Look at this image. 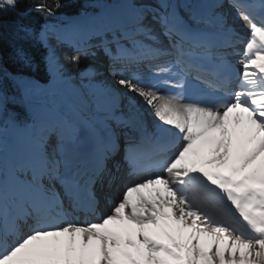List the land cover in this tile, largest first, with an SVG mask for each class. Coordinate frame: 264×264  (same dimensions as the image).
I'll list each match as a JSON object with an SVG mask.
<instances>
[{
  "label": "snow or ice",
  "instance_id": "snow-or-ice-1",
  "mask_svg": "<svg viewBox=\"0 0 264 264\" xmlns=\"http://www.w3.org/2000/svg\"><path fill=\"white\" fill-rule=\"evenodd\" d=\"M24 2L0 0V51L11 26L17 69L0 56V264H264V0H198L200 12L124 0L107 23L103 9L61 19V0H31L39 28L7 19L27 16ZM53 40L76 68L103 50L124 91L87 68L73 109L34 110L45 86L25 74L39 70L32 48L46 49L48 87L68 82ZM6 127L30 144L10 164Z\"/></svg>",
  "mask_w": 264,
  "mask_h": 264
},
{
  "label": "bare ground",
  "instance_id": "bare-ground-1",
  "mask_svg": "<svg viewBox=\"0 0 264 264\" xmlns=\"http://www.w3.org/2000/svg\"><path fill=\"white\" fill-rule=\"evenodd\" d=\"M191 5H194L199 10H202L201 5L198 0H191ZM104 22H111L121 19L126 14V6L124 4H118L114 8L107 9L104 11ZM98 42V41H96ZM58 55L60 62L64 64L66 70V76L68 77L67 83H60L53 87L45 86L43 91L37 92L32 100L31 106L37 112L44 113L46 115H54L57 110L64 109L69 111L78 104V97L76 90L79 89L83 91L81 79L79 73L81 70L87 68H94L99 75L94 77L96 82H105L111 86H114L121 91L124 89L116 83L119 79L117 76H113L107 68H109L110 62L107 61V57L104 55L92 56H80L78 68L73 67L72 64L67 63L65 57H68V53L65 51L64 45H57ZM96 49H94L95 51ZM74 53L72 56H74ZM71 56V57H72ZM106 68V69H105ZM12 140L9 146H6L5 157L6 163H11L14 159L19 158L26 154L30 148L29 139L26 133L21 136L17 132H12ZM153 189L144 190L141 194L149 197V194H154ZM149 193V194H148ZM133 193L130 198L133 203L137 202L138 195Z\"/></svg>",
  "mask_w": 264,
  "mask_h": 264
},
{
  "label": "trees",
  "instance_id": "trees-1",
  "mask_svg": "<svg viewBox=\"0 0 264 264\" xmlns=\"http://www.w3.org/2000/svg\"><path fill=\"white\" fill-rule=\"evenodd\" d=\"M113 2V0H91L90 4H86L85 0H61L63 7L56 11V17H72L79 15L81 9L83 8H94V6H102L108 3ZM31 0H25L24 3L20 5V12H27V16L22 17L15 14H10L7 19L10 23H14L17 20H23L25 23H32L37 28L43 23V17L38 13L29 12L28 9L30 7ZM53 23L56 22L55 19L52 20ZM11 31V26L5 29V40L2 45V51H0V56H2L5 66L9 68V70L16 71V65L12 62V47L9 42L7 34ZM32 55L39 65V70L35 73L26 72V75H31L34 79L40 82L47 81V75L44 72V63L43 57L46 55V49L43 47H36L31 49ZM10 109L14 112L19 113L21 116L24 115L25 110L23 107L19 105H9Z\"/></svg>",
  "mask_w": 264,
  "mask_h": 264
},
{
  "label": "rangeland",
  "instance_id": "rangeland-1",
  "mask_svg": "<svg viewBox=\"0 0 264 264\" xmlns=\"http://www.w3.org/2000/svg\"><path fill=\"white\" fill-rule=\"evenodd\" d=\"M120 4H124V2H122V3H120ZM53 43L56 44V46L58 45V44H57L56 42H54V41H53ZM11 129H12V128H11ZM13 132H14V131H13ZM17 133H19V132H17ZM19 134L22 136V135H23V132H21V133H19ZM4 135L6 136L7 133L4 132ZM8 146H9V144H8Z\"/></svg>",
  "mask_w": 264,
  "mask_h": 264
}]
</instances>
